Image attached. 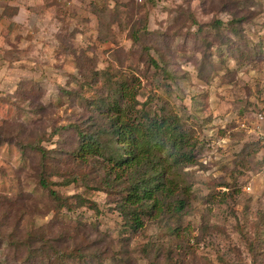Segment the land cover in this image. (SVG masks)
Instances as JSON below:
<instances>
[{
	"label": "rangeland",
	"instance_id": "1",
	"mask_svg": "<svg viewBox=\"0 0 264 264\" xmlns=\"http://www.w3.org/2000/svg\"><path fill=\"white\" fill-rule=\"evenodd\" d=\"M15 12L0 9V260L264 264V0H47ZM103 71L136 76L139 99L160 95L198 140L178 192L137 231L120 213L125 183L107 185L110 166L74 156L78 133L62 128L107 121L91 104ZM45 162L63 205L40 184ZM10 235L38 241L16 251Z\"/></svg>",
	"mask_w": 264,
	"mask_h": 264
},
{
	"label": "trees",
	"instance_id": "2",
	"mask_svg": "<svg viewBox=\"0 0 264 264\" xmlns=\"http://www.w3.org/2000/svg\"><path fill=\"white\" fill-rule=\"evenodd\" d=\"M152 62L157 66L155 61ZM105 74L108 75L106 78ZM95 77L104 81L103 95L93 99L91 104L107 121L99 122L96 117L90 121L88 126L91 128L88 130L73 124L62 128L71 127L78 133V146L72 152L74 156L84 161L101 158L102 163L107 165L104 169L110 166L107 168V185L111 186V182L125 183L119 209L124 218L131 221L133 231H137L142 226V217L150 215V209L162 212L166 201L178 192V170L195 162L198 140L183 126L181 116L160 95L150 94L145 101L139 99L142 84L136 76L103 71L96 72ZM155 95L157 101L154 102ZM31 146L44 153L40 146ZM50 173L51 168L45 162L40 184L49 190L54 201L63 205L65 202L51 186L53 182H49ZM74 180L79 178L75 176ZM180 186L182 192L188 193L191 189L185 184ZM5 202L12 206L10 200ZM0 203H4L3 197H0ZM184 203L183 199L176 200V211H180ZM166 210L171 209L168 206ZM5 223L0 222V237ZM24 238L15 240L10 235L9 247L18 251L28 242L35 244L38 241L33 235L28 241H23ZM47 241L44 240L43 245ZM0 248H4L2 237ZM4 249V252L8 250ZM40 251V248L32 246L26 258L31 261ZM0 264L10 263L0 260Z\"/></svg>",
	"mask_w": 264,
	"mask_h": 264
},
{
	"label": "crops",
	"instance_id": "3",
	"mask_svg": "<svg viewBox=\"0 0 264 264\" xmlns=\"http://www.w3.org/2000/svg\"><path fill=\"white\" fill-rule=\"evenodd\" d=\"M45 1L47 0H0V9L4 11L9 6L15 7L16 12L14 14L13 20L16 21V19H18V15L27 13L30 5H33V7H37L38 5L43 4ZM4 18L10 19L7 16H4Z\"/></svg>",
	"mask_w": 264,
	"mask_h": 264
},
{
	"label": "built area",
	"instance_id": "4",
	"mask_svg": "<svg viewBox=\"0 0 264 264\" xmlns=\"http://www.w3.org/2000/svg\"><path fill=\"white\" fill-rule=\"evenodd\" d=\"M257 132L259 134V137L264 140V126H260L257 128Z\"/></svg>",
	"mask_w": 264,
	"mask_h": 264
}]
</instances>
